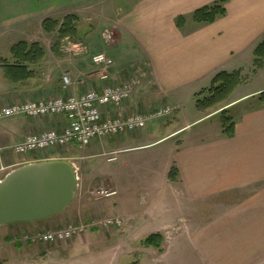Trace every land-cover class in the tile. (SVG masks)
<instances>
[{
    "label": "crops",
    "instance_id": "crops-1",
    "mask_svg": "<svg viewBox=\"0 0 264 264\" xmlns=\"http://www.w3.org/2000/svg\"><path fill=\"white\" fill-rule=\"evenodd\" d=\"M215 1L0 0V49L9 50V53L11 46L21 40L38 41L44 45L42 37L56 33L44 31L45 19H63L69 14L79 16L77 35L60 39L53 50L54 57L49 55L44 45L46 56L31 66L34 69L32 78L11 83L4 77V72H0V108L9 102L38 95L66 96L71 92L79 94L89 88L100 87L102 82L91 55L105 52L115 60V66L109 70L112 81L132 79L137 71L145 76L142 84L139 80L133 96L121 110L123 114L169 104L179 111L182 118L186 115L183 98L168 97L164 88L183 89L195 103L196 94L208 88L206 85L212 83L219 72L244 70L242 58H252L254 50L264 39V0H227L224 17L211 24L196 23L192 18L194 11ZM110 11L114 13L113 17H109ZM179 16L185 17L182 27L177 25ZM84 22H96L98 27L86 38L80 35V25ZM80 39H85L87 44ZM262 70L264 66L257 72ZM64 74H69L73 83L69 90L63 88ZM262 91L264 85L237 97L232 96L233 92L225 101L203 111L196 106L199 113L193 120L187 119L178 128L139 146H151L182 136L171 145L172 152L163 172L155 176L161 178L165 190L180 198V211L196 205L217 208L215 216L204 227H195L193 221L180 216L184 228H189V225L197 231L189 238L198 250L217 264L221 261L252 264L264 257ZM248 101L249 105L234 116L233 137L225 135L222 126L214 130L207 127L198 134L193 132L195 123L218 115L223 108L231 110ZM19 118L21 120L10 125H0V146L10 147L30 131L61 127L64 121L57 116ZM144 132L138 134L145 136ZM138 134L134 136L139 138ZM129 149L132 147L119 150ZM9 151L13 150L6 149L0 153V179L8 170L20 165L19 158L7 156ZM172 165L179 170L176 181L169 179ZM2 167L5 169L1 170ZM115 188L118 195L120 187L116 185ZM157 214L150 211V215L145 217L150 220ZM178 222V218L168 219L149 229L155 230L153 233H161L166 239L165 230ZM9 229H0L5 241L11 238L6 237ZM216 245H221L218 257L213 252ZM1 248L4 247L0 242ZM11 263L8 257H0V264Z\"/></svg>",
    "mask_w": 264,
    "mask_h": 264
},
{
    "label": "rangeland",
    "instance_id": "rangeland-1",
    "mask_svg": "<svg viewBox=\"0 0 264 264\" xmlns=\"http://www.w3.org/2000/svg\"><path fill=\"white\" fill-rule=\"evenodd\" d=\"M110 14L109 17H113L112 11ZM96 24V22L82 23L80 35L86 38L97 30ZM80 40L85 43L83 41L85 39ZM42 41L49 55L54 57L53 50L59 41L58 34L44 35ZM0 57L10 59L9 50L1 48ZM242 59L244 62L241 64L244 70L240 71L243 81L235 88L236 91L234 89L233 92H235L231 93L234 97L264 85V70L257 72L255 69L254 54L252 58L244 56ZM0 72L3 73L1 66ZM140 72L143 74L142 70ZM139 75L138 77L135 74L142 84L145 76ZM128 80H131L130 77L123 81ZM210 85L211 83L206 86L209 88ZM164 90L168 97L183 98L186 115L181 118L179 111L176 110L168 116L149 120L144 132L145 136L137 133L139 138L134 136L135 133H125L119 137L98 140L85 148L58 149L48 154L45 157L47 160L74 161L79 165L81 185L79 184L75 199L70 206L55 216L36 221L35 224L14 223L0 226V229L4 231L9 227L6 237L12 239L16 236L22 239L31 233L47 229L55 230L72 222L95 221L99 223L104 219L119 216L122 225L120 227L116 225L99 226L77 238L58 243H28L24 240L20 242L21 247L15 245V239L5 241L4 234L0 233V242L5 248H1L0 257H8L12 260L11 264H217L198 250L189 238V235L197 231L192 230L193 226L189 225V228H184L180 217L183 215L193 221L195 227L200 225L204 227L209 224V219L215 216L217 208L213 209L211 206L203 208L202 205H196L192 209L180 211V198H177L170 190H165L161 178L155 176L163 172L170 158V152H172L171 145L182 136L173 140L165 139L151 146L139 147L185 124L187 119L193 120L199 113L196 110V101L194 103L185 90L180 88H164ZM247 105L249 101L237 104L229 110L228 116L234 118L238 111ZM19 117L21 116L0 118V125H10L21 120ZM221 118L219 113L203 119L194 124L193 132L198 134L205 131L207 127L210 130L221 127ZM127 147H132V149L119 150ZM10 151L6 153L7 156L12 155L19 158V161L22 160L14 151ZM3 155L5 156V153ZM82 156L87 157L84 162L80 160ZM41 158L45 160L44 157ZM35 159L39 157L33 154L28 155L24 158V162H33ZM173 166L175 165L171 168ZM116 185L121 190H118V195L97 198L93 194L101 188L117 189ZM150 211H156L158 214L147 220L145 216L150 215ZM174 218H178L179 222L174 227L170 226L165 230L167 238H164L160 249L143 244V240L155 231L149 229L150 227L160 226L163 221ZM220 249L221 245L213 247L215 257H218ZM223 262L228 263L221 261ZM252 264H264V257Z\"/></svg>",
    "mask_w": 264,
    "mask_h": 264
},
{
    "label": "built area",
    "instance_id": "built-area-1",
    "mask_svg": "<svg viewBox=\"0 0 264 264\" xmlns=\"http://www.w3.org/2000/svg\"><path fill=\"white\" fill-rule=\"evenodd\" d=\"M66 47V46H65ZM92 63L97 67V74L102 84L76 94L74 92L63 95H38L22 100H15L0 108V118L13 116H27L29 118H46L57 116L63 119L61 127L43 128L28 132L24 138L10 147L0 146V153L12 149L22 160L20 165L27 163L24 158L28 155L38 156L44 160L48 154L56 150H67L74 147L85 148L98 140L119 137L125 133H142L149 120L172 114L176 108L171 105H160L151 110H133L123 114L121 110L128 103L134 93L135 86L140 82L136 76L128 81H112L109 70L115 66V60L105 52L91 55ZM139 77V71L136 72ZM135 73V74H136ZM69 74L63 75V88L69 90L72 86ZM87 157L82 156L81 162ZM45 160H47L45 158ZM81 177L77 162L70 161ZM2 167L1 170H4ZM97 198L110 197L117 194L114 189L96 190ZM122 225L119 216L95 222L69 223L58 229H47L31 233L15 241L39 243H58L77 238L99 226Z\"/></svg>",
    "mask_w": 264,
    "mask_h": 264
},
{
    "label": "trees",
    "instance_id": "trees-1",
    "mask_svg": "<svg viewBox=\"0 0 264 264\" xmlns=\"http://www.w3.org/2000/svg\"><path fill=\"white\" fill-rule=\"evenodd\" d=\"M227 0H217L210 5H205L196 9L192 15L193 20L198 24H211L219 18L227 14ZM79 16L69 14L63 19L47 18L43 23V28L46 33L58 34V38L75 37L77 35V24ZM185 24V17L179 16L177 25L182 27ZM11 58L4 59L0 57V66L3 69L4 77L11 83H21L29 80L34 76L33 65L40 63L46 56L44 45L38 41L29 42L21 40L13 44L10 48ZM255 69H260L264 66V39L254 50ZM243 79L241 71H221L212 80L209 88L202 89L196 94V106L198 110H207L219 103L225 101L233 90L241 85ZM260 99L264 100V92L260 93ZM229 109L224 108L219 113L221 115L223 133L228 137H233L235 134V122L232 116H228ZM179 177L177 166H173L169 172V179L176 181ZM11 239V238H10ZM9 239V240H10ZM13 240V238L11 239ZM164 237L161 233H153L143 240V244L149 247L160 249ZM21 247V243L15 244Z\"/></svg>",
    "mask_w": 264,
    "mask_h": 264
},
{
    "label": "water",
    "instance_id": "water-1",
    "mask_svg": "<svg viewBox=\"0 0 264 264\" xmlns=\"http://www.w3.org/2000/svg\"><path fill=\"white\" fill-rule=\"evenodd\" d=\"M80 176L64 160L30 162L0 179V226L44 220L73 202Z\"/></svg>",
    "mask_w": 264,
    "mask_h": 264
}]
</instances>
